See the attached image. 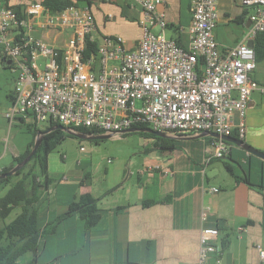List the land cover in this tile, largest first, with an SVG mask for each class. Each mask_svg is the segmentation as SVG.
Instances as JSON below:
<instances>
[{
    "label": "built area",
    "instance_id": "2783aa9c",
    "mask_svg": "<svg viewBox=\"0 0 264 264\" xmlns=\"http://www.w3.org/2000/svg\"><path fill=\"white\" fill-rule=\"evenodd\" d=\"M164 2L133 0L140 8L141 28L134 49L126 48L120 35H101L97 41L87 5L52 12L40 1L26 0L17 11L0 2V60L17 74L5 111L9 123L56 122L112 135L144 125L174 137L229 136L236 128L243 139L250 94L258 90L264 96V83L250 77L256 53L248 44L264 32V0H241L250 24L240 42L225 50L213 34L217 0H191L187 45L166 36L165 14L157 9ZM36 29H68L70 34L58 45L35 37ZM94 41L96 51L86 54ZM231 145L213 138L210 157L229 156ZM217 235V228L201 229L199 255L192 264H225L214 244ZM257 249L262 264L264 248Z\"/></svg>",
    "mask_w": 264,
    "mask_h": 264
},
{
    "label": "crops",
    "instance_id": "0c3cea01",
    "mask_svg": "<svg viewBox=\"0 0 264 264\" xmlns=\"http://www.w3.org/2000/svg\"><path fill=\"white\" fill-rule=\"evenodd\" d=\"M24 1L0 0L12 6ZM88 1L79 5L90 8L97 41L101 35H120L126 48H136L141 36L140 8L133 0ZM157 9L165 14L166 36L187 45L191 0H165ZM217 10L213 34L225 50L240 42L248 29L249 10L241 0H217ZM35 31L58 45L70 34L68 29ZM250 77L264 83V58L256 60ZM233 131L238 134L236 128ZM182 137H170L173 149L155 146L134 172L124 170L121 158L119 165L99 176L86 178L84 168H67V174L58 178L48 173L51 180L40 189L35 204L41 230L85 193L97 199L100 217L88 229L77 212L47 226L38 238L37 264H192L199 255L204 227L218 229L214 244L222 250L225 264H259L257 246L264 248V158L235 144L229 156L210 157L213 137ZM243 140L264 152V96L258 90L250 94ZM18 154L13 151L12 162L0 165V170L14 166ZM133 160L128 163L134 164ZM9 187L0 184L6 188L3 194ZM15 209L17 214L20 208ZM33 257L27 252L20 260L27 263Z\"/></svg>",
    "mask_w": 264,
    "mask_h": 264
},
{
    "label": "trees",
    "instance_id": "16d2710c",
    "mask_svg": "<svg viewBox=\"0 0 264 264\" xmlns=\"http://www.w3.org/2000/svg\"><path fill=\"white\" fill-rule=\"evenodd\" d=\"M80 1L84 0H41L40 2L49 8L50 11L56 12L70 5H79ZM86 2L89 1L86 0ZM20 6L21 5L18 4L13 5L12 7L19 11ZM254 40L256 60L263 59L264 32L258 33ZM96 47L97 42H91L88 46L86 54L95 52ZM9 96L11 99L12 94ZM20 121L24 122L22 119H20ZM58 124L59 123L56 122H50L42 130ZM140 127L145 126L141 125ZM73 129L87 134L99 133L98 130L83 126H73ZM140 133L155 136V138H157V146L161 145L162 148L167 149L174 148L172 138L159 137L147 132ZM68 135V133L61 129H55L46 133L42 136L41 143L36 152L31 156L29 161L24 166H22L12 175L5 178H0V184H10L9 189L0 197V217L5 219L7 216H9L12 210L15 208H20V211L11 221L4 223L3 226L0 227V264H37L35 255L38 249V238L40 235H42L43 232H46L47 226L56 224L64 217L69 216L74 212L79 214L87 229L94 226L98 221L100 213L96 206L97 199L92 197L91 194L85 193L80 195L77 201H72L69 204L67 212L58 216L53 222H50L42 230L40 229L38 209L35 204L38 200L40 189L46 188L49 181L51 180L48 176V156L49 153L53 151L61 142V140ZM231 136L238 137V134L232 131ZM93 140L98 141V139ZM33 143L34 140L27 144L23 152L14 157L15 163L20 162L27 156ZM11 167L12 166L2 168L0 173L8 171ZM226 169L230 174L235 176L234 170L229 164H226ZM13 175H15L16 178L10 182ZM90 176L91 175L88 172H85L86 178H89ZM235 178L238 179L236 176ZM27 252H31L34 257L27 263H22L20 259Z\"/></svg>",
    "mask_w": 264,
    "mask_h": 264
},
{
    "label": "rangeland",
    "instance_id": "374dc122",
    "mask_svg": "<svg viewBox=\"0 0 264 264\" xmlns=\"http://www.w3.org/2000/svg\"><path fill=\"white\" fill-rule=\"evenodd\" d=\"M33 35L41 37L39 31H34ZM38 61L42 62V59L39 57ZM16 75V72L0 60V146L2 154L0 165L10 164L13 160V151L23 152L27 144L35 140V129L37 132L48 125L47 122L31 123L30 119L24 122L17 119L10 124L5 117V111L11 104L9 95L13 92ZM156 141L155 136L141 134L138 131L113 135L98 139V141L68 135L49 153L48 173L51 177L58 178L63 172L67 174V168H79V171L84 168L85 172L90 175L99 176L106 170L110 171L113 166L119 165L121 158L124 170L129 169L134 172L142 166L143 157L157 146ZM130 158L134 159V164L128 163ZM15 178L16 176L13 175L10 182ZM5 190L6 188H0V196ZM16 211L14 209L5 219L0 217V224L3 220L6 222L12 220Z\"/></svg>",
    "mask_w": 264,
    "mask_h": 264
},
{
    "label": "water",
    "instance_id": "95a60500",
    "mask_svg": "<svg viewBox=\"0 0 264 264\" xmlns=\"http://www.w3.org/2000/svg\"><path fill=\"white\" fill-rule=\"evenodd\" d=\"M248 23L246 24V27H249ZM248 44L250 46H253L254 45V41L253 40H249ZM55 129H61V130L65 131L66 133H68L69 135L76 136V137H79V138L104 139V138H108V137L113 136L111 133L87 134V133H83V132H80V131H76V130H74V129L70 128V127L64 126L62 124L51 126V127H48V128H46L44 130H38L36 132L34 143H33L32 147H31L30 152L27 154V156L23 160H21L20 162H17L8 171L0 173V178H5L7 176H10V175L14 174L15 172H17L22 166H24L29 161L31 156L36 152L37 148L39 147V145L41 143L42 136L45 135L46 133L50 132V131L55 130ZM133 131L152 133V134H154L156 136H159V137H169V138L170 137H174V136L170 135L167 132L159 131V130H152L149 127L128 128L124 132H133ZM203 136H211L213 138H222L223 140H225V141H227L229 143H232V144H235L237 146H240V147L246 149L247 151H250L251 153H253V154L257 155V156H259L261 158H264V152H262L259 149H256L253 146L247 144L243 139H240V138H237V137H234V136H231V135H229V136H226V135L219 136L218 134L213 133V132H201L199 134L184 136L182 138H196V137H203Z\"/></svg>",
    "mask_w": 264,
    "mask_h": 264
}]
</instances>
